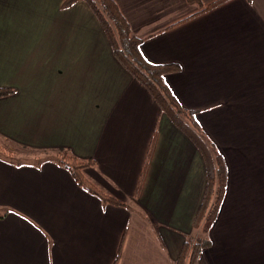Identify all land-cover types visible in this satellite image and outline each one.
<instances>
[{"label": "crops", "instance_id": "0c3cea01", "mask_svg": "<svg viewBox=\"0 0 264 264\" xmlns=\"http://www.w3.org/2000/svg\"><path fill=\"white\" fill-rule=\"evenodd\" d=\"M113 1L148 62L180 67L166 82L227 165L197 264H264V0ZM64 2L0 0V88L15 91L0 99V140L45 155L0 160V264H175L200 233L201 151L118 62L90 7ZM59 149L96 160L85 175L127 206L46 160Z\"/></svg>", "mask_w": 264, "mask_h": 264}, {"label": "trees", "instance_id": "16d2710c", "mask_svg": "<svg viewBox=\"0 0 264 264\" xmlns=\"http://www.w3.org/2000/svg\"><path fill=\"white\" fill-rule=\"evenodd\" d=\"M229 1L219 0L208 8H216ZM79 2H85L101 23L118 62L148 90L161 108L162 113L169 115L172 121L189 136L201 151L207 173L205 197L195 222V230L201 231V235L187 238L179 259L175 262V264H197L202 252L210 247L211 241L207 235L210 234L225 195L228 182L225 159L214 143L203 136V130L195 118L196 113L181 107L166 82V77L178 73L180 67L176 64L157 65L148 62L140 51L141 40L133 34L130 24L113 0H65L63 10L70 9ZM188 2L198 4L199 0H188ZM14 94L15 91L12 89L0 88V99ZM156 136L157 133L154 135L147 155L141 183L146 174L148 161L152 156ZM46 160L57 161L71 174L77 185L93 197L113 206H127L124 202L105 193L85 175L87 168L96 166V160H81L66 149L55 151V155Z\"/></svg>", "mask_w": 264, "mask_h": 264}, {"label": "rangeland", "instance_id": "374dc122", "mask_svg": "<svg viewBox=\"0 0 264 264\" xmlns=\"http://www.w3.org/2000/svg\"><path fill=\"white\" fill-rule=\"evenodd\" d=\"M203 136L209 139V137L206 135L204 131H203ZM50 154L51 153L47 155H50ZM42 156H45L44 153L40 152L37 149H33V148L29 149V148L21 147L13 143L3 142L0 140V160H2L5 163H9L11 166L24 167L27 165H33ZM0 212L5 213V210L1 209ZM199 232L200 233L197 236L201 235V231ZM207 236L209 238V234Z\"/></svg>", "mask_w": 264, "mask_h": 264}]
</instances>
